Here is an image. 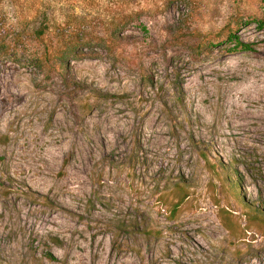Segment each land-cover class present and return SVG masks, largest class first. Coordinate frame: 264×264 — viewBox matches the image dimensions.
Returning <instances> with one entry per match:
<instances>
[{"label":"rangeland","instance_id":"rangeland-1","mask_svg":"<svg viewBox=\"0 0 264 264\" xmlns=\"http://www.w3.org/2000/svg\"><path fill=\"white\" fill-rule=\"evenodd\" d=\"M262 19L264 0H0V264H264Z\"/></svg>","mask_w":264,"mask_h":264},{"label":"trees","instance_id":"trees-1","mask_svg":"<svg viewBox=\"0 0 264 264\" xmlns=\"http://www.w3.org/2000/svg\"><path fill=\"white\" fill-rule=\"evenodd\" d=\"M256 21H257V23H258L257 25L259 27L264 26V19L256 20ZM45 29L46 28L37 29L36 35L42 36L44 34ZM228 40L230 42H232V45L228 48V50L230 52L237 51V50H252L251 43L242 40L240 38V36L235 32H229L228 33ZM78 53H79L78 44H76V46H73V47L69 46L66 50L63 51V53H62L63 55L59 56L57 59L60 61V64H66V61L69 58L79 59L82 57L90 56V55H88V53H82L81 55ZM49 54L50 53L48 50L34 54V57H33L34 64H36L37 66H40V64L44 60L49 58ZM99 95L102 97L110 96V94H107V93H99Z\"/></svg>","mask_w":264,"mask_h":264}]
</instances>
